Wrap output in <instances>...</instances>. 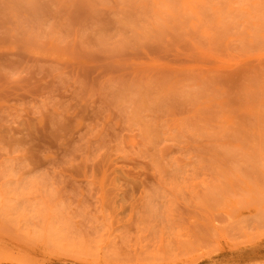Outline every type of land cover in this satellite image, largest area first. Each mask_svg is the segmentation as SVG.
Segmentation results:
<instances>
[{
    "label": "rangeland",
    "instance_id": "374dc122",
    "mask_svg": "<svg viewBox=\"0 0 264 264\" xmlns=\"http://www.w3.org/2000/svg\"><path fill=\"white\" fill-rule=\"evenodd\" d=\"M264 264V0H0V264Z\"/></svg>",
    "mask_w": 264,
    "mask_h": 264
},
{
    "label": "bare ground",
    "instance_id": "6f19581e",
    "mask_svg": "<svg viewBox=\"0 0 264 264\" xmlns=\"http://www.w3.org/2000/svg\"><path fill=\"white\" fill-rule=\"evenodd\" d=\"M239 264L242 263L241 261L238 262ZM244 264H249L247 260H245Z\"/></svg>",
    "mask_w": 264,
    "mask_h": 264
}]
</instances>
